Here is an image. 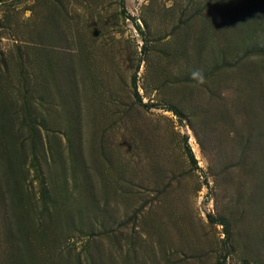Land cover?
I'll use <instances>...</instances> for the list:
<instances>
[{
  "label": "rangeland",
  "instance_id": "obj_1",
  "mask_svg": "<svg viewBox=\"0 0 264 264\" xmlns=\"http://www.w3.org/2000/svg\"><path fill=\"white\" fill-rule=\"evenodd\" d=\"M0 264H264V0H0Z\"/></svg>",
  "mask_w": 264,
  "mask_h": 264
},
{
  "label": "trees",
  "instance_id": "obj_2",
  "mask_svg": "<svg viewBox=\"0 0 264 264\" xmlns=\"http://www.w3.org/2000/svg\"><path fill=\"white\" fill-rule=\"evenodd\" d=\"M190 149L188 148V146L186 147V151H187V153H188V157H189V159H190V161L192 162V163H195V161H194V158H193V155H192V153H191V151H189Z\"/></svg>",
  "mask_w": 264,
  "mask_h": 264
}]
</instances>
